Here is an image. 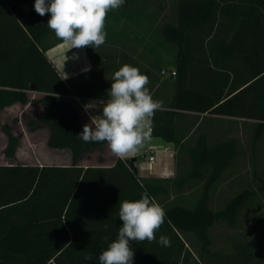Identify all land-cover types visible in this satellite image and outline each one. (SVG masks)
<instances>
[{"label":"trees","instance_id":"obj_1","mask_svg":"<svg viewBox=\"0 0 264 264\" xmlns=\"http://www.w3.org/2000/svg\"><path fill=\"white\" fill-rule=\"evenodd\" d=\"M146 2L125 0L122 8L135 5L138 9ZM34 3L0 0V111L30 103V92L42 94L38 100L42 113L29 125L32 130L47 128L48 146L70 151L73 165L0 167V264H98V256L117 237L111 230L122 225L120 202L138 200L144 191L166 211L165 223L156 236L169 237L171 246L134 242L140 247L133 250V264H264V255L257 252L254 228L246 236L250 241L239 238L234 247L224 250L214 249L210 233L219 222L237 228L242 211L264 193V178L256 174L261 183L258 189H245L221 209L212 207L216 186L239 156L235 139L210 144L202 134L188 152L190 168L181 171V179L174 182L141 177L133 158H118L112 167H79L78 161L96 150L102 152L107 143H85L78 136L84 123L71 98L88 97L90 88L84 85L83 76L65 81L47 57L46 52L63 41L47 26L50 14L38 15ZM169 3L174 16L155 26L174 46V95L167 109L155 112L151 137L183 150L185 135L176 127L180 112H209L257 121L256 148L264 135V0ZM161 13L149 15L150 20L161 21L165 18L159 19ZM227 60H232L230 86L228 82L212 86L207 72ZM197 66H203L204 72ZM0 125L8 140L5 156L14 159L19 137L7 124L0 121ZM199 184L201 189H195ZM100 226L106 228L105 233L85 232ZM89 255L92 260H85Z\"/></svg>","mask_w":264,"mask_h":264},{"label":"clouds","instance_id":"obj_2","mask_svg":"<svg viewBox=\"0 0 264 264\" xmlns=\"http://www.w3.org/2000/svg\"><path fill=\"white\" fill-rule=\"evenodd\" d=\"M124 3L125 0H35L34 10L42 17L50 14L48 28L71 49H94L106 42L104 28L108 12ZM111 81L107 100L91 101L83 106L90 114L97 111L102 114L90 115V123L83 125L78 136L85 143L106 142L114 156L123 158L136 153L151 138L154 114L162 109L163 103L153 99L149 77L137 67L124 64ZM118 217L122 225L117 237L98 256V264H133L131 242L171 246L169 237L161 235L157 239L166 211L147 191L138 200L121 201ZM85 260H92V256H86Z\"/></svg>","mask_w":264,"mask_h":264},{"label":"rangeland","instance_id":"obj_3","mask_svg":"<svg viewBox=\"0 0 264 264\" xmlns=\"http://www.w3.org/2000/svg\"><path fill=\"white\" fill-rule=\"evenodd\" d=\"M142 5L140 4L142 8L139 7L138 9H136L137 6L132 5V7L127 9L121 7L108 12L104 28L107 37L103 45H106L107 48L111 49L112 53H115L120 50L121 46L128 45L123 42L124 39L135 38L137 41L135 45L141 47V51H148L151 54V58L155 59V63L153 65L150 64L149 67L155 70L162 68L167 73L163 78L169 79L170 73L168 70L169 67L173 66L171 52L174 46L163 39L155 24L162 25L173 17V6H171L169 0H166L165 3L161 2V0H147L144 3L145 7ZM159 11L163 14L160 15L159 19L161 16L165 18L161 19V21L156 18L150 20V16L154 17V12ZM152 21H155V23H151ZM97 48L88 47L90 54L94 58V65L97 63L99 67L105 65L115 69L117 67L115 64H118L117 61L108 60L103 64L100 56H98L100 53L97 54ZM156 72L158 73V71ZM161 92L162 88L157 93L160 94ZM29 96L31 98L30 103L26 105L15 104L0 111L1 124H7L20 140L14 159L7 158L5 149L7 148L8 140L0 125V167L14 165L38 167L40 169L44 167H72L73 162L68 150H56L48 146L49 130L47 128L31 129L29 121L37 120L42 113L43 108L38 100L43 95L30 92ZM72 102L76 105L74 99H72ZM255 124L247 123L245 125L243 122H235L234 124L236 135L234 139L239 145V156L230 169L226 171L222 182L216 186L211 199L212 207L215 210L223 208L228 200L245 189H258L261 183L256 179V174L264 178V135L255 148L253 146ZM225 128L226 125L223 124V130ZM198 131L197 129L194 133L195 135H190L191 139H189L193 140L198 135ZM185 137H188V134H185ZM215 141L217 140H211L212 143ZM98 156H100L99 153H95L90 157V161L86 160L88 159L86 158L80 164H102V162H98ZM201 187L202 185L199 184L195 189L199 190ZM252 228L255 229L254 238L259 241V243L256 242V247H259L257 252L259 251V254L264 255V193H260L242 211L237 228L231 229L223 222L214 224L210 232L215 242L214 249H231L236 244L233 245V243L237 240L239 241V238H241V242L246 239L250 241L249 237L246 236L250 234V229ZM184 238L187 239V237Z\"/></svg>","mask_w":264,"mask_h":264},{"label":"crops","instance_id":"obj_4","mask_svg":"<svg viewBox=\"0 0 264 264\" xmlns=\"http://www.w3.org/2000/svg\"><path fill=\"white\" fill-rule=\"evenodd\" d=\"M123 42L128 45L121 46L120 50L115 53H112L110 51L111 49L107 48L106 45H101L97 48V54L100 53L98 56H100L103 64H105L108 60L117 61L118 64H115L117 66L115 69L106 67L105 65L99 67L97 63L94 65V58L89 53L87 47L81 49H71L69 44L62 42L46 52L47 57L65 81H70L78 76H83L84 85L90 88L91 95L88 97L80 98L75 96L71 98V100L74 99L76 101L80 117L84 124L90 123V115H99L102 113L97 111L90 114L84 110L83 106L91 101L100 99L107 100V90L111 87L112 76L115 71L119 70L124 64L137 67L143 74H146L149 77L150 84L148 87L151 91L153 99L162 101V109H167L168 104L173 100L174 88L172 82L175 76L172 75V72H174L175 69L173 67H169V79H164L163 77L167 73L163 74V69L160 71V68L155 70L149 67L150 64L153 65L155 63V59L153 57L151 58V54L148 51H141V47L135 45V43H137L135 38H127L124 39ZM230 65L232 68V60L223 62L222 67L220 68L214 67L213 65L214 71L207 72L206 76L208 77V80L210 79L209 81H211L210 84L212 83V86H218L220 82L222 84L228 82V86H230V81L233 78L232 72H230ZM197 69L199 72H204V70H202L203 66H197ZM156 71H158V73ZM203 78L206 79L205 77ZM228 86L223 89L225 92L228 91ZM160 87L162 88V92L158 94V96H155L156 90ZM235 122L256 123L257 121L235 118L229 115H214L209 112L196 113L181 111L176 122V127L182 135L188 134V137H184L183 139V150H179L173 143L167 142L161 138L151 137L145 141L143 147H141L136 153L129 154L123 158L135 159L139 175L143 178H156L170 182L179 181V179H181L179 177L180 172H187L190 168V158L188 152L190 148L197 143L199 137H201L202 134H205L210 144L216 143V141L212 143V139H216L217 141L234 139L236 136L234 127ZM223 124L226 125L225 130H223ZM197 129L199 130L197 132L198 135L195 136L193 140H190V135L192 136ZM218 138L222 140H219ZM151 148L155 152V162L149 165L147 160L143 158V152ZM69 153L72 158L70 151ZM95 153H99L100 156H98V162H102V164H80V162H82V160L84 161L86 158H88L86 160L90 161V157ZM118 158L120 157L114 156L107 145L102 152L96 150L93 153L86 155L83 159L78 161V164L79 167L85 169L88 167H112ZM92 160H94V158H92ZM198 198V194H195L194 200H197ZM172 199L173 196H171L168 201H171ZM95 219L92 223L96 224ZM86 227L90 228L88 225ZM118 230L119 229L111 230V233H118ZM93 231H97L96 233L102 234L106 232V228L104 229L100 226L97 228H91V230L88 229L85 232ZM131 247L133 250H138L140 246L138 243L131 242ZM147 248L149 249V247ZM49 264L55 263L50 262Z\"/></svg>","mask_w":264,"mask_h":264},{"label":"built area","instance_id":"obj_5","mask_svg":"<svg viewBox=\"0 0 264 264\" xmlns=\"http://www.w3.org/2000/svg\"><path fill=\"white\" fill-rule=\"evenodd\" d=\"M163 74H165L166 72L163 71L162 72ZM172 75L175 76L176 75V72H172ZM143 158H145L148 162L149 165H151L152 163L155 162V152L153 151V149H149V150H145L143 152Z\"/></svg>","mask_w":264,"mask_h":264}]
</instances>
